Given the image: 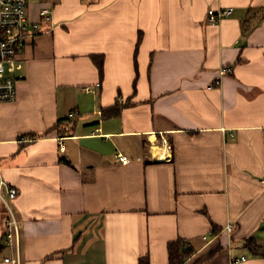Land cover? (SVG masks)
Masks as SVG:
<instances>
[{"label":"crops","instance_id":"obj_1","mask_svg":"<svg viewBox=\"0 0 264 264\" xmlns=\"http://www.w3.org/2000/svg\"><path fill=\"white\" fill-rule=\"evenodd\" d=\"M49 1L28 0L42 32L0 102L21 264H168L178 238L195 249L185 264H264L247 247L264 246V0H52L51 24Z\"/></svg>","mask_w":264,"mask_h":264},{"label":"built area","instance_id":"obj_2","mask_svg":"<svg viewBox=\"0 0 264 264\" xmlns=\"http://www.w3.org/2000/svg\"><path fill=\"white\" fill-rule=\"evenodd\" d=\"M53 1L50 0L40 10V16L43 22H53ZM28 0H0V102L15 100L17 96V81L22 77L19 70L23 65L20 59L21 53L29 40L40 34V22L31 19L28 9ZM233 13V8H222L208 11V19L211 23H218ZM231 67L225 68L224 71H231ZM77 111L70 113V118L76 117ZM65 149V142L61 144ZM118 159L126 164L129 157L123 153L117 155ZM18 189L10 186L5 180L0 179V198L7 208L8 218L6 221L5 243L13 250L12 256L5 258L6 262L12 264H21V243L22 231L20 222L16 216L11 201L18 196ZM228 231L232 230L231 225H227ZM213 232L204 235L208 239ZM247 256L243 255L234 258L232 264H244Z\"/></svg>","mask_w":264,"mask_h":264},{"label":"trees","instance_id":"obj_3","mask_svg":"<svg viewBox=\"0 0 264 264\" xmlns=\"http://www.w3.org/2000/svg\"><path fill=\"white\" fill-rule=\"evenodd\" d=\"M141 40V38H140ZM92 60L94 64L97 66L100 76V82L103 81L105 77V58L102 55H93ZM118 95V100H119ZM124 107L116 103L108 108L103 109V118H111L120 114ZM61 121H58V124ZM59 134H65L72 130L71 128H65L64 130L60 129V126L56 124L55 127ZM4 244L0 245V255L3 253ZM247 247L257 255H264V246L257 244L255 240H249L247 242ZM168 264H185L186 261L194 254L195 249L192 247V244L184 238H178L176 240L170 241L168 243ZM139 264H151V260L149 256L141 257L139 260Z\"/></svg>","mask_w":264,"mask_h":264},{"label":"rangeland","instance_id":"obj_4","mask_svg":"<svg viewBox=\"0 0 264 264\" xmlns=\"http://www.w3.org/2000/svg\"><path fill=\"white\" fill-rule=\"evenodd\" d=\"M0 206L2 207V209H3V205H2V203H1V201H0ZM7 245V244H6ZM4 251H6L4 254H10V255H12V252H11V247L9 246V245H7V249L6 250H4Z\"/></svg>","mask_w":264,"mask_h":264}]
</instances>
